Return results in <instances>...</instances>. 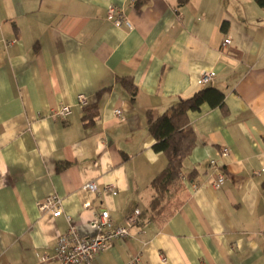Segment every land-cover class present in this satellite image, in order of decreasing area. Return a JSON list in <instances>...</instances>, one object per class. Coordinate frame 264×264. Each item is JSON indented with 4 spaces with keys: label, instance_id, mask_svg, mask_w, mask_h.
Instances as JSON below:
<instances>
[{
    "label": "crops",
    "instance_id": "0c3cea01",
    "mask_svg": "<svg viewBox=\"0 0 264 264\" xmlns=\"http://www.w3.org/2000/svg\"><path fill=\"white\" fill-rule=\"evenodd\" d=\"M108 7L132 27L106 18ZM203 86L221 89L224 106L187 110L195 142L176 167L153 149L145 113ZM79 92L97 104L92 124ZM261 166L264 10L255 0H0V264H57L39 257L66 230L95 234L101 207L112 225L136 207L135 234L108 242L92 264L135 255L138 264H264V169L252 173ZM218 171L228 178L214 188ZM89 180L95 194L81 188ZM54 193L59 215L39 208Z\"/></svg>",
    "mask_w": 264,
    "mask_h": 264
},
{
    "label": "built area",
    "instance_id": "2783aa9c",
    "mask_svg": "<svg viewBox=\"0 0 264 264\" xmlns=\"http://www.w3.org/2000/svg\"><path fill=\"white\" fill-rule=\"evenodd\" d=\"M105 17L110 19L115 25H121L124 23L126 27L131 28L132 24L122 11H116L113 7L106 9ZM230 42V36L225 35L221 41V50L228 51V44ZM214 75L213 69H205L201 73V80L208 82ZM76 101L79 104H85L88 102V96L84 92H79L76 95ZM69 109V103H62L55 110L56 114H65ZM113 114L116 118L121 119L125 117L121 108L116 107L113 109ZM224 152L229 151L228 147H223ZM264 169V166L253 169L252 173H260ZM228 177L221 171L216 172L215 178L212 181L214 188L220 187V185ZM81 188L87 194H95L98 191V187L94 180L86 181L82 184ZM105 189L110 190L112 193L116 192V187L112 183H106ZM86 205L90 204V200L85 201ZM39 208L41 210H50L53 215H59L62 213V206L60 204V197L57 194H49L39 202ZM138 209L135 207L129 211L123 222L112 225L110 213L107 208L101 207L95 212L93 222L97 228V231L93 235L85 236L77 233L73 229L66 230L58 234L52 255H41L39 260L55 259L57 264H92L91 260L96 253L104 249L108 242L116 238H126L135 233L129 231V227L136 220ZM66 218L70 220V215L65 214ZM139 256H131L125 264H138ZM124 264V263H123Z\"/></svg>",
    "mask_w": 264,
    "mask_h": 264
},
{
    "label": "trees",
    "instance_id": "16d2710c",
    "mask_svg": "<svg viewBox=\"0 0 264 264\" xmlns=\"http://www.w3.org/2000/svg\"><path fill=\"white\" fill-rule=\"evenodd\" d=\"M255 2L264 10V0H255ZM120 78L131 93L135 92L136 86L131 75H122ZM202 101H207L211 106L223 107L224 92L214 86L198 87L187 95H180L160 113H154L151 109L146 110V124L154 138L153 149L162 151L176 167L182 165L185 156L195 142V134L190 125L187 110ZM97 117V104H83L84 125L94 123Z\"/></svg>",
    "mask_w": 264,
    "mask_h": 264
}]
</instances>
